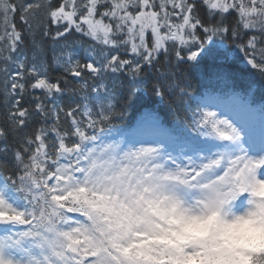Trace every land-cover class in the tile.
Here are the masks:
<instances>
[{"label": "snow or ice", "instance_id": "obj_1", "mask_svg": "<svg viewBox=\"0 0 264 264\" xmlns=\"http://www.w3.org/2000/svg\"><path fill=\"white\" fill-rule=\"evenodd\" d=\"M17 14L28 33L42 25L49 36L50 20L53 42L74 28L111 49H87L84 64L70 43L54 56L65 73L87 69L94 78L80 85L91 89L83 104L65 112L54 99L51 108L28 99L29 87L48 97L64 89L41 78L36 51L29 58L20 47ZM220 50L225 59L243 53L264 73V0H0V264H264V250L221 247L211 231L185 230L240 197L264 208V103L230 86L232 72L216 65ZM205 57L212 64L200 67ZM180 64L227 91L193 97L190 117L171 126L148 108L130 129L114 123L143 99L138 85L149 76L161 102L166 91L185 94ZM34 113L53 118L51 128L25 132ZM61 113L71 130L61 132Z\"/></svg>", "mask_w": 264, "mask_h": 264}, {"label": "trees", "instance_id": "obj_2", "mask_svg": "<svg viewBox=\"0 0 264 264\" xmlns=\"http://www.w3.org/2000/svg\"><path fill=\"white\" fill-rule=\"evenodd\" d=\"M52 4L58 5L60 0H51ZM103 10L102 8L100 9ZM43 16L38 15L36 21L33 24L42 20ZM231 21V17L229 18ZM105 22H108L107 19ZM16 27L23 35V44L20 46L23 51L31 58L33 51H36V63L37 65L43 64L39 67V71L43 74L41 78L46 77L50 83L58 84L64 91L62 93H54L53 97H48L42 89H32L29 87L28 92L31 100L33 97H39L41 102L45 104L47 108L52 107L53 99L55 102L64 107L65 112H67L69 105L72 107L76 106V103L83 104L84 101L81 96L85 93L91 92V89H80V85L87 81L88 84H92L94 78L91 74L84 69L81 77H73L68 73H65L63 69L56 63H54V56L58 55L61 50V45L65 43L72 44V48L69 49L75 53L74 59L80 60L82 64L89 62L86 50L89 48H95L97 51L104 48L105 50H111L106 48L104 45L97 43L90 37L84 36L82 33H77L75 29H71V34H65L64 37L59 38L57 41L53 42L52 35H54L56 30V25L51 24L50 20L47 21L48 27L50 29L49 36L43 35V26L36 27L32 33L25 31L26 25H24L20 19L19 14L15 18ZM115 39H123L122 36L114 37ZM146 39L149 45H151L152 37L150 30L146 33ZM34 42L39 45V50L34 48ZM228 50L232 52L234 50V45L229 38ZM171 47V45H168ZM118 54L123 59H132L133 56L130 52H124L123 50H116ZM113 51V54H116ZM226 53L220 50L218 53V59L216 65L220 67H225L232 72L231 84L230 86L236 90L247 94L251 92V99L254 105H259L264 103V73H261L258 69H253L250 65H247L244 61V54L235 51L234 55H229L225 59ZM158 59L163 65L164 56L161 54ZM171 60L175 62V53H171ZM212 64V61L208 58H203L200 61V67H207ZM3 66V65H0ZM163 70V68H162ZM122 76V74H121ZM178 79H186L190 87L187 88L185 94H180L179 89H176L175 93L165 92V97L163 102L156 97L152 91L151 86L156 82V76H149L146 83L138 85L141 88L140 96L143 97L142 100L133 98L130 102L131 106L127 108L125 114L122 118L116 119L115 124L123 127L125 129H130L134 126L136 119L144 111L145 108L154 109L157 114L161 117L162 122L166 126H171L173 121L179 118L181 121L185 118H189L190 114L188 109L195 108V100L193 97L202 95L205 90H211L213 92H224L227 88L220 82L213 81L209 84L206 80H202L200 75L192 71L188 64H180L179 71L177 72ZM125 85L129 83L126 77L122 76ZM34 79H30L27 83H34ZM75 90V91H73ZM34 108V105H33ZM116 110H121V104H117ZM3 112V95L0 93V113ZM77 120H84L81 114H77ZM53 123V118L42 119L38 114L33 115L32 119L28 123L27 128L24 129L25 132H34L37 128L50 129ZM71 118L67 117L64 113L60 114V124L59 128L61 132L65 130H71ZM49 141L54 139L51 132H48ZM3 145V141H0V146Z\"/></svg>", "mask_w": 264, "mask_h": 264}, {"label": "clouds", "instance_id": "obj_3", "mask_svg": "<svg viewBox=\"0 0 264 264\" xmlns=\"http://www.w3.org/2000/svg\"><path fill=\"white\" fill-rule=\"evenodd\" d=\"M242 212L225 205L214 213H205L199 220H189L185 230L193 235L209 231L216 244L233 250H264V208H255L246 202Z\"/></svg>", "mask_w": 264, "mask_h": 264}, {"label": "rangeland", "instance_id": "obj_4", "mask_svg": "<svg viewBox=\"0 0 264 264\" xmlns=\"http://www.w3.org/2000/svg\"><path fill=\"white\" fill-rule=\"evenodd\" d=\"M236 202V204H235V211L236 212H242L244 209H245V207L247 206L246 205V198L245 197H240V198H238V200L237 201H235ZM234 202V203H235ZM231 206H234V205H231Z\"/></svg>", "mask_w": 264, "mask_h": 264}]
</instances>
